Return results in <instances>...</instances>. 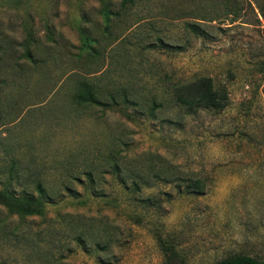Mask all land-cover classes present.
Returning <instances> with one entry per match:
<instances>
[{
  "label": "rangeland",
  "instance_id": "rangeland-1",
  "mask_svg": "<svg viewBox=\"0 0 264 264\" xmlns=\"http://www.w3.org/2000/svg\"><path fill=\"white\" fill-rule=\"evenodd\" d=\"M196 77L222 111L171 103ZM37 183L40 215L0 206V264L264 260L262 0H0V189Z\"/></svg>",
  "mask_w": 264,
  "mask_h": 264
},
{
  "label": "trees",
  "instance_id": "trees-1",
  "mask_svg": "<svg viewBox=\"0 0 264 264\" xmlns=\"http://www.w3.org/2000/svg\"><path fill=\"white\" fill-rule=\"evenodd\" d=\"M242 1L246 2V0H216V2L223 6L224 9H240ZM119 2L120 6L124 7L125 4L130 3L131 0H119ZM262 2L264 4V0H262ZM258 9L262 8L258 6ZM105 13H108V11H105ZM186 27L193 32L197 30L196 25L194 24H187ZM169 96L171 103L175 107L187 110L188 112L196 111L201 108L218 113L222 111L226 105V94L224 88L222 86H215L212 81L206 77H196L173 85ZM73 98L79 102L97 104V101L90 92V89L86 87H83V90L76 93ZM114 169L116 170L117 167L114 166ZM166 172V176L160 177L157 175V178L162 180L164 184L172 182L170 175L168 174L169 170H166ZM151 174L154 173L151 172ZM115 176L119 185L125 184L124 177L119 175ZM141 177H143V175H135L131 177L132 180L130 181V185L133 190H135V187L138 184L147 183V181L143 180ZM88 178L91 180L89 175ZM146 180H149V175ZM182 181L185 183L184 190L186 192H201L202 189L197 184V181L191 182L190 180L183 179ZM34 191L36 193L35 196L26 193H21L16 196L7 188L0 189V206H2L7 213L17 215L19 217L40 215L43 211L45 203V191L40 183L35 185ZM213 264H264V260H255L254 258L245 255H235L216 261Z\"/></svg>",
  "mask_w": 264,
  "mask_h": 264
}]
</instances>
